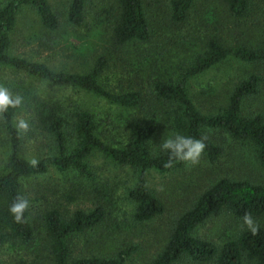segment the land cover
<instances>
[{"label":"rangeland","instance_id":"rangeland-1","mask_svg":"<svg viewBox=\"0 0 264 264\" xmlns=\"http://www.w3.org/2000/svg\"><path fill=\"white\" fill-rule=\"evenodd\" d=\"M8 1L0 0V8ZM47 1L61 24L59 31L44 30L35 13L26 8L19 14L11 36L10 55L45 65L54 72L73 74L86 73L95 60L103 56L107 59V67L100 77V84L113 94L135 90L148 92L153 80L164 73L176 72L201 53L205 39L210 35L221 34L229 47L241 44L256 47L264 40V0H250L248 13L238 22L215 11L210 0H196L186 23L177 30L172 28L167 17L171 0H145L149 42L120 48L111 46L107 35L108 26L119 13L115 0H88L85 24L78 28L66 23V11L71 0ZM217 22L225 25L227 30L218 31ZM250 75L264 77V67L229 58L190 80L188 94L201 114L213 115L226 106L231 91ZM0 85L7 87L13 98L16 95L23 97L13 123L16 127L18 120L23 118L29 124V131L21 132L22 157L27 162L33 158L40 161L56 154L52 136L39 121L38 102L62 104L68 107L66 113L71 115L87 111L93 116L104 142L115 148L128 143L129 132L125 123L137 116V112L109 104L78 89L51 88L46 82L10 68H0ZM262 114L264 95L242 102V117ZM165 134L164 130H159L150 142L153 152L161 149L167 139ZM206 136L222 147L223 155L216 164L208 163L201 154L196 165L183 162L171 173L147 174L148 188L163 203L165 211L160 217L143 224L134 222L135 206L127 195L135 185V172L128 167L116 166L101 154L94 153L87 164L94 176L95 190L109 194L108 198L104 197L109 201L108 215L101 226L69 239L70 260L114 259L121 251L129 250L131 255L126 264H149L162 251L175 221L217 181H247L264 186V169L250 147L226 136H217L212 131H207ZM70 140L73 142L72 137ZM9 155L10 144L0 118V173L6 168ZM84 183L75 172L60 173L54 169H49L45 175L22 180L21 192L29 200L37 233L29 245H5L0 248V264H52L41 229V217L51 207H58L64 219L80 210H93L94 193L84 196L78 190ZM259 224L264 226V218L259 220ZM247 229L244 222L221 214L198 226L192 237L210 241L220 249ZM175 264L214 263L182 259Z\"/></svg>","mask_w":264,"mask_h":264},{"label":"trees","instance_id":"trees-1","mask_svg":"<svg viewBox=\"0 0 264 264\" xmlns=\"http://www.w3.org/2000/svg\"><path fill=\"white\" fill-rule=\"evenodd\" d=\"M196 0H171L167 17L175 30L180 29L194 7ZM88 0H71L66 11V23L74 28L85 24V8ZM119 13L109 27L108 42L120 48L128 44H144L150 40V27L145 0H115ZM215 11L225 14L233 22L242 20L249 10L250 0H210ZM32 10L42 28L57 32L60 22L47 0H9L0 8V68H10L33 79L46 82L51 88H74L106 100L109 104L137 112L126 120L129 140L126 146L115 148L104 142L98 132L93 116L87 111L67 114V106L59 103H39V121L53 138L54 156L40 160L33 167L22 157V134L13 120L19 108H9L1 118L10 144L7 166L0 173V248L5 245H29L37 233L30 207L17 223L9 209L16 197L23 196L21 181L42 176L54 169L60 173L75 172L85 183L79 187L84 196L94 193L95 208L77 211L67 219L58 207L46 210L42 217V232L47 242L52 264H126L131 255L121 251L114 259L70 260L69 239L85 234L101 226L107 219L109 194L95 190L94 176L87 160L99 153L119 167L131 168L136 175L135 185L127 193L134 204V222L143 224L164 214L163 203L155 197L147 185V174H168L178 169L182 161L173 160L172 167H164L169 153L162 149L153 152L150 142L158 131H165L167 138L180 134L195 139L204 138L203 157L214 165L223 155L219 142L206 136L207 131L250 147L264 169V114L253 117L241 116V105L246 99L264 95V77L250 75L230 93L226 106L213 115L201 114L188 94L190 80L207 72L214 66L233 58L244 64L264 67V40L256 47L244 44L229 47L221 34L208 36L203 50L176 72L159 76L150 83L148 92L141 90L113 94L100 84V77L107 67V59L97 58L84 74L54 72L45 65L29 62L10 55L11 36L16 28L19 14ZM218 31L226 26L215 24ZM72 137L73 142H71ZM71 143V144H70ZM70 144V145H69ZM105 195V196H104ZM24 197V196H23ZM25 198V197H24ZM250 213L259 231L253 235L250 229L237 234L220 249L206 240L192 237L195 229L217 215H228L243 222ZM264 186L247 181L222 179L209 187L173 224L162 251L149 264H175L182 259L195 263L214 264H264Z\"/></svg>","mask_w":264,"mask_h":264},{"label":"clouds","instance_id":"clouds-1","mask_svg":"<svg viewBox=\"0 0 264 264\" xmlns=\"http://www.w3.org/2000/svg\"><path fill=\"white\" fill-rule=\"evenodd\" d=\"M23 97L16 95L13 98L12 93L9 89L3 85H0V117L9 108H19L22 104ZM17 130L22 133L29 131L28 122L20 118L16 124ZM206 144L204 143V138L195 139L192 137L183 136L176 134L174 137L167 138L161 145V149L169 153L168 162L164 167H172L173 160H178L192 165L199 163V159ZM33 167L37 166L39 161L35 158L30 161ZM29 207V200L23 196H17L15 202L11 205L9 211L13 215L17 223H21L23 213ZM244 224L250 229L253 235H256L259 231L258 225L254 224L253 218L250 213H245L243 216Z\"/></svg>","mask_w":264,"mask_h":264}]
</instances>
